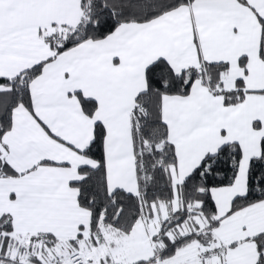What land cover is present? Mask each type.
Listing matches in <instances>:
<instances>
[{
	"label": "snow or ice",
	"instance_id": "snow-or-ice-1",
	"mask_svg": "<svg viewBox=\"0 0 264 264\" xmlns=\"http://www.w3.org/2000/svg\"><path fill=\"white\" fill-rule=\"evenodd\" d=\"M0 264H264V0H0Z\"/></svg>",
	"mask_w": 264,
	"mask_h": 264
}]
</instances>
